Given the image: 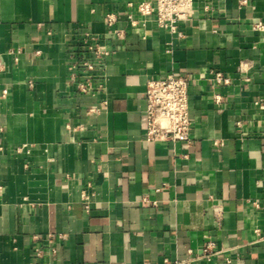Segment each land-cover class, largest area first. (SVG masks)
Returning <instances> with one entry per match:
<instances>
[{
	"label": "crops",
	"instance_id": "crops-1",
	"mask_svg": "<svg viewBox=\"0 0 264 264\" xmlns=\"http://www.w3.org/2000/svg\"><path fill=\"white\" fill-rule=\"evenodd\" d=\"M140 1L0 0V264H264V0H192L174 31ZM86 34L108 54L83 91ZM167 74L188 144L144 139Z\"/></svg>",
	"mask_w": 264,
	"mask_h": 264
},
{
	"label": "built area",
	"instance_id": "built-area-1",
	"mask_svg": "<svg viewBox=\"0 0 264 264\" xmlns=\"http://www.w3.org/2000/svg\"><path fill=\"white\" fill-rule=\"evenodd\" d=\"M137 10L148 15L154 13L155 22L159 27L175 30L176 23L190 19L193 11L192 0H142ZM131 19V15L128 14ZM113 17L107 15V22L112 23ZM132 22H134L131 19ZM262 29V24L255 25ZM86 51L80 53L69 65L70 79L78 82L81 90H86L97 66H101L102 57L106 56L104 45L98 43L94 36L86 34L82 41ZM213 79L218 84H227L229 79L221 72H213ZM189 81L182 76L167 74L158 79L147 81L145 90L146 117L144 139L146 141H182L190 142L191 120L188 107ZM5 92V90H3ZM204 257L209 259L215 253L214 243L207 239L202 246ZM185 261H174L173 264H183ZM165 263L169 262L165 259Z\"/></svg>",
	"mask_w": 264,
	"mask_h": 264
}]
</instances>
